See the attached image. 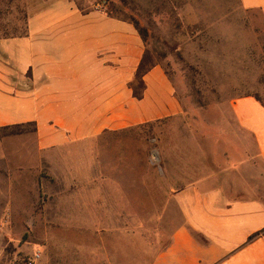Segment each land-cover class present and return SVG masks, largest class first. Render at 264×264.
<instances>
[{"label": "rangeland", "instance_id": "374dc122", "mask_svg": "<svg viewBox=\"0 0 264 264\" xmlns=\"http://www.w3.org/2000/svg\"><path fill=\"white\" fill-rule=\"evenodd\" d=\"M73 1L146 28L144 53L183 110L46 153L37 167L31 126L0 131V264H150L181 223L172 192L242 146L230 100L264 99V19L239 0ZM26 3L0 0V35L21 31Z\"/></svg>", "mask_w": 264, "mask_h": 264}, {"label": "crops", "instance_id": "0c3cea01", "mask_svg": "<svg viewBox=\"0 0 264 264\" xmlns=\"http://www.w3.org/2000/svg\"><path fill=\"white\" fill-rule=\"evenodd\" d=\"M239 3L264 19V0ZM96 6L27 0L25 33L0 38V128L34 124L33 167L46 153L182 113L160 65L144 74L142 98L133 96L144 42ZM229 111L242 146L172 192L181 223L150 264H264V99L234 97ZM3 250L0 236V261Z\"/></svg>", "mask_w": 264, "mask_h": 264}, {"label": "trees", "instance_id": "16d2710c", "mask_svg": "<svg viewBox=\"0 0 264 264\" xmlns=\"http://www.w3.org/2000/svg\"><path fill=\"white\" fill-rule=\"evenodd\" d=\"M77 7L82 9L79 6H77ZM104 11L109 17L122 19V20L127 21L128 23L132 24L133 27L135 28V30L140 35L142 41L144 43L146 42L147 37H148V30L146 28L139 26V24L137 22H131V21L127 20L126 17H121L119 15V13H120L119 10L117 8H115L114 6H112L109 11H106L105 8H104ZM21 21H22V28H21L20 32H16V34H7L6 32L8 30V27H6V28H4V30L1 31L2 35H0V38H11V37H16V36H19V35H22V34L25 33L26 6H25V9H24ZM152 66H154V65L151 64V60L148 58V55L146 53H144L143 57H142V59L140 61V64H139V66L137 68V71L135 73V77H134L133 81L131 83H129V88L132 90L133 96L136 99H141L142 96H143V91H144V88H145L144 82H143V76ZM158 122H161V121H158ZM158 122L141 124V125H138V126H135V127H140V128L148 127V126L154 125V124H156ZM26 125H29V126L32 127L31 132H33V133L35 132V126H34L33 123H27V124H22V125H15V126H7V127L0 128V131H5V130L10 129V128H15L16 129V128H19V127H22V126H26ZM19 133H20V131H15V132L11 131V135H15V134H19ZM251 239H252V237H251Z\"/></svg>", "mask_w": 264, "mask_h": 264}, {"label": "built area", "instance_id": "2783aa9c", "mask_svg": "<svg viewBox=\"0 0 264 264\" xmlns=\"http://www.w3.org/2000/svg\"><path fill=\"white\" fill-rule=\"evenodd\" d=\"M100 6L102 7L101 4H98L96 7L100 9ZM39 258H40V254H39V253H36V254H34V256H33L31 259H29L28 261H29V263H32V262L38 260Z\"/></svg>", "mask_w": 264, "mask_h": 264}, {"label": "bare ground", "instance_id": "6f19581e", "mask_svg": "<svg viewBox=\"0 0 264 264\" xmlns=\"http://www.w3.org/2000/svg\"><path fill=\"white\" fill-rule=\"evenodd\" d=\"M156 160V159H155Z\"/></svg>", "mask_w": 264, "mask_h": 264}]
</instances>
